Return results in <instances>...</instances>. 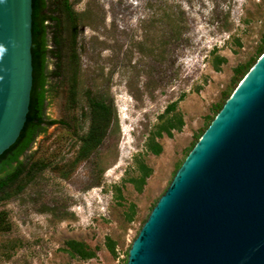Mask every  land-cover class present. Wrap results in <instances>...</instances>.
Masks as SVG:
<instances>
[{
    "label": "rangeland",
    "instance_id": "obj_1",
    "mask_svg": "<svg viewBox=\"0 0 264 264\" xmlns=\"http://www.w3.org/2000/svg\"><path fill=\"white\" fill-rule=\"evenodd\" d=\"M72 4L85 12L78 55L66 53L47 101L54 122L21 156L25 172L0 194V264H126L152 207L240 81L234 69L259 57L264 38V0ZM87 90L104 94L110 116L82 153L83 136L104 123L98 112L92 119ZM175 114L181 127L155 137L159 154L147 150L148 137ZM140 162L151 173L138 189L131 179ZM69 240L95 256L72 254Z\"/></svg>",
    "mask_w": 264,
    "mask_h": 264
},
{
    "label": "water",
    "instance_id": "obj_2",
    "mask_svg": "<svg viewBox=\"0 0 264 264\" xmlns=\"http://www.w3.org/2000/svg\"><path fill=\"white\" fill-rule=\"evenodd\" d=\"M32 0H0V154L32 87ZM126 264H264V50L175 171Z\"/></svg>",
    "mask_w": 264,
    "mask_h": 264
},
{
    "label": "trees",
    "instance_id": "obj_3",
    "mask_svg": "<svg viewBox=\"0 0 264 264\" xmlns=\"http://www.w3.org/2000/svg\"><path fill=\"white\" fill-rule=\"evenodd\" d=\"M78 1L80 0H32V87L29 109L17 139L0 154V194L6 193L5 191L25 172L26 161L21 156L30 148L34 138L54 122L53 119H46L45 108L49 97L52 96L54 91L55 80L60 75L63 58L66 57V53L70 51L73 55H78L79 26L85 15V12H77L73 8L72 3ZM263 50L264 38L258 53L261 54ZM255 61L256 58H252L246 64L237 66L234 69V81L240 80ZM80 69V66H78L76 70L78 74ZM72 92H74L73 88ZM87 95L88 105L93 109L92 119L98 112V115L102 116L104 123L100 126L93 124L87 134L83 136V143L80 148L82 153H85L89 146L92 147L106 132L110 116L109 106L104 94H101L98 90H87ZM224 101L218 105V110ZM175 104L176 102L169 103L165 108V112L167 113L174 109ZM182 124L183 120L179 115L175 114L167 117L157 127L155 134L149 136L146 140L145 146L147 150L154 154H159L162 147L155 140V137L161 136L163 131L167 135H171L172 129H179ZM98 127L100 129L99 133L96 131ZM35 166V162L29 165L27 173L32 171ZM44 166L45 164L42 167ZM137 169L140 175L138 178H132L131 181L140 189V184L145 182L146 177L151 173V168L140 162L137 165ZM96 184L98 182H93L91 185ZM18 189H22V187L19 186ZM67 243L72 254L81 258L95 256V252L90 248H86L82 242L69 240ZM108 249L114 253L113 245H109Z\"/></svg>",
    "mask_w": 264,
    "mask_h": 264
}]
</instances>
